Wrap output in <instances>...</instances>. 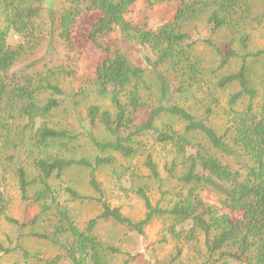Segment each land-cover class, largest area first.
Wrapping results in <instances>:
<instances>
[{
  "label": "trees",
  "instance_id": "trees-1",
  "mask_svg": "<svg viewBox=\"0 0 264 264\" xmlns=\"http://www.w3.org/2000/svg\"><path fill=\"white\" fill-rule=\"evenodd\" d=\"M172 2L173 19L153 28L126 19L137 3L155 8ZM198 22L206 35L186 29ZM263 23L264 5L252 0H61L48 6L46 0H0V140L10 151L3 161L15 174L22 203L40 209L27 222L10 217L0 191V221L14 229L0 253L29 259L22 245L29 237L53 249L48 258L34 254L37 264H111L123 251L102 244L95 234L99 223L142 237L162 219L177 242L164 264H185L189 253L194 264H264V99L257 102L259 91L248 76L249 63L264 58V48L250 52L248 35L233 36ZM80 26L99 60L93 76L77 80ZM222 31L231 36L219 37ZM10 32L17 43L7 42ZM199 45L217 57L213 87L226 94L228 105L223 128L212 122L215 97L209 105L198 100L193 111L179 102L187 89L177 79L185 77L190 87L203 75L194 55ZM233 62L235 70L224 73ZM89 96L107 99V108L92 104L80 112ZM63 108L73 113L76 129L49 126ZM97 129L108 137L98 139ZM157 148L169 156L161 169ZM120 159L141 160L159 195L153 203L146 187L135 190L144 208L138 220L107 202L98 179L111 169L130 184L133 170L114 168ZM72 170L86 173L93 195L66 186L63 202L54 183ZM90 201L99 212L80 228L66 203Z\"/></svg>",
  "mask_w": 264,
  "mask_h": 264
},
{
  "label": "rangeland",
  "instance_id": "rangeland-1",
  "mask_svg": "<svg viewBox=\"0 0 264 264\" xmlns=\"http://www.w3.org/2000/svg\"><path fill=\"white\" fill-rule=\"evenodd\" d=\"M60 1L61 0H46V6L50 3L58 5ZM252 4L255 7H261L264 5V0H252ZM175 12L176 4L174 2L165 3L155 8H149L145 3H137L130 8L126 15V19L137 26L149 29L172 20ZM186 29L190 31L195 30L199 33V35H206L203 22H198ZM81 30L82 28L80 26L77 31V35L79 37L77 36L78 39L76 38L77 48L82 51V56L79 61V69L77 71V75L74 76L77 80L87 76H93L95 64L99 60L98 52L94 48L85 44V41L80 33ZM242 34L249 36L247 43L248 51L254 52L258 49L264 48V23L257 27L248 26L242 32L233 36L237 40ZM218 36L225 37L231 36V34L226 31H222ZM18 41L19 38L10 32L7 37V42L9 44H14ZM238 43L239 42L236 41L234 48H236L238 52H241V47ZM194 55L196 60L200 63V67H202L203 75L201 79H199L198 83H193L190 87L188 86L190 83L186 81L185 77H179L177 79V81L182 82L187 89L186 92L179 97V102L182 106L192 109L193 111L200 107L198 100L204 102L205 105H209L211 104V96L215 97L219 101V106L215 109L216 114L213 117L212 122L216 128H223L227 123L225 112L227 113L228 111V105L226 94L213 87L215 78L212 72L216 68L217 57L210 49L203 45H199L195 48ZM235 68L236 64L233 62L232 65L226 68L224 73L232 72ZM248 76L251 85L259 91L257 102L261 103L264 99V58L253 60L249 63ZM149 82H151V80ZM230 91L233 92V89ZM92 104H98L103 108H107L108 102L107 99H100L93 96L86 97L81 101L79 107L80 112L84 113L86 108ZM237 108L241 110L243 108V104H240ZM163 120L171 121L177 130L182 129V124L177 120L166 118H163ZM48 122L49 126L54 128L76 129L78 127L73 113L68 108L59 109L53 112L51 117L48 119ZM95 136L100 140L108 137L102 129H97L95 131ZM5 149V143L3 140H0V191L5 194L9 202L7 215L20 221L27 222L35 215L39 214L40 209L36 205L25 206V204L22 203L15 174L3 161L2 154ZM5 152L9 153L10 151L6 150ZM60 155L63 156L64 154ZM156 158L161 169L163 163L168 161L169 156L162 153L160 149L157 148ZM122 167L130 168L127 172L129 175L131 170L134 172L130 184H126L124 186L111 169L101 171L98 174V179L104 187L107 202L111 206L119 207L125 216L138 220L143 216L144 208L143 203L140 197L136 194L135 190L138 187H146L148 196L153 203L159 199V195L151 182L145 179V170L141 166V160L136 159L134 161H125L120 159L116 162L114 168L118 172H122ZM86 176L87 175L84 171L72 170L62 178V181L55 182L54 186L56 187L58 194L61 196L60 199L63 202L66 200L62 192L66 186L75 189L81 195H93L92 190L87 184ZM174 186L175 184H173L171 188H174ZM203 197L206 201L212 202L210 197L207 195H204ZM164 202H162V204H164ZM66 204L72 214L73 220L80 228L83 227L87 220L96 216L99 212L98 205L91 201L85 203ZM168 224V221H164L162 219L155 220L148 228L145 229L144 235L139 237L128 234L122 227L107 221L98 224L95 234L104 246H116L122 249V254L111 258V264H164L177 244L175 239L167 232ZM42 230L43 224L39 223L38 231ZM28 232L29 231L26 233ZM13 234L14 229L4 220H1L0 244L6 246L8 244V239H11ZM22 245L31 255L29 259H23L16 253L10 255H3L0 253V264H37V262L34 261V254H40V257L48 258L53 253V249L48 243L34 240L29 237H25L22 240ZM189 254H186L184 257L185 264H194V261L190 260L191 256Z\"/></svg>",
  "mask_w": 264,
  "mask_h": 264
}]
</instances>
